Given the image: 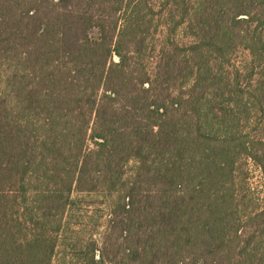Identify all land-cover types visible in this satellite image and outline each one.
<instances>
[{
    "label": "trees",
    "instance_id": "1",
    "mask_svg": "<svg viewBox=\"0 0 264 264\" xmlns=\"http://www.w3.org/2000/svg\"><path fill=\"white\" fill-rule=\"evenodd\" d=\"M250 165L264 0H0V264H264Z\"/></svg>",
    "mask_w": 264,
    "mask_h": 264
},
{
    "label": "rangeland",
    "instance_id": "2",
    "mask_svg": "<svg viewBox=\"0 0 264 264\" xmlns=\"http://www.w3.org/2000/svg\"><path fill=\"white\" fill-rule=\"evenodd\" d=\"M250 169V183L252 184V187L256 190L259 189L263 191L264 181L260 170L253 165H250ZM85 201L81 204L82 206L80 207L81 215L84 216V218L80 219V221L93 227V223L99 224L103 221L105 215L107 214V211L104 204L101 203V198H86ZM89 201H93L94 203H92V205L86 204Z\"/></svg>",
    "mask_w": 264,
    "mask_h": 264
}]
</instances>
